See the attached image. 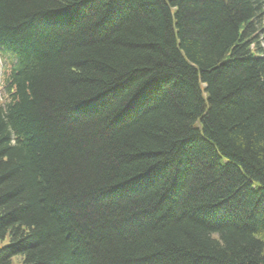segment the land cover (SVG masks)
<instances>
[{
	"label": "trees",
	"instance_id": "trees-1",
	"mask_svg": "<svg viewBox=\"0 0 264 264\" xmlns=\"http://www.w3.org/2000/svg\"><path fill=\"white\" fill-rule=\"evenodd\" d=\"M263 17L0 0V264H264Z\"/></svg>",
	"mask_w": 264,
	"mask_h": 264
},
{
	"label": "rangeland",
	"instance_id": "rangeland-1",
	"mask_svg": "<svg viewBox=\"0 0 264 264\" xmlns=\"http://www.w3.org/2000/svg\"><path fill=\"white\" fill-rule=\"evenodd\" d=\"M259 33H260L259 35H261V37H263L261 40L264 43V17L262 19V27H261V30ZM1 65H2V62L0 61V77H1ZM0 84H1V78H0ZM1 94H2V91L0 90V97H1ZM0 101H3V99H0Z\"/></svg>",
	"mask_w": 264,
	"mask_h": 264
},
{
	"label": "bare ground",
	"instance_id": "bare-ground-1",
	"mask_svg": "<svg viewBox=\"0 0 264 264\" xmlns=\"http://www.w3.org/2000/svg\"><path fill=\"white\" fill-rule=\"evenodd\" d=\"M263 38V37H262ZM260 46H263L264 47V43H263V41H262V44H260ZM254 49H255V47H254ZM256 56H258V54L256 53Z\"/></svg>",
	"mask_w": 264,
	"mask_h": 264
}]
</instances>
